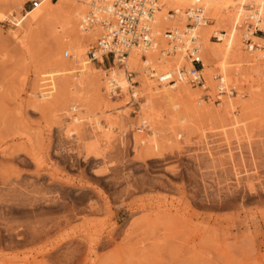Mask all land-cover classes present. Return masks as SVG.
Wrapping results in <instances>:
<instances>
[{
	"label": "rangeland",
	"instance_id": "obj_1",
	"mask_svg": "<svg viewBox=\"0 0 264 264\" xmlns=\"http://www.w3.org/2000/svg\"><path fill=\"white\" fill-rule=\"evenodd\" d=\"M30 1L24 0L22 8L17 9L15 0H0V16H4L0 19V209L3 210H0V225L8 228L12 226L14 231L8 232L13 236L11 239L0 235V264H264V62L256 72L247 70V67L240 69V72L250 75L251 81L243 83L242 98L237 97L235 90L232 96V101L236 103V117L243 120L239 129L230 126L231 115L220 105L221 94L217 91L214 96L209 95V89L201 92L202 105L199 107L204 109V115L202 109L197 111L198 106H195L197 113L202 115L195 110L194 113L191 111L193 114L189 113L191 119L185 124L187 131H182L177 124L168 121V108L156 105L162 115L161 127H173V143L171 140L164 142V147L170 144L165 148L161 147V143L154 150L158 153L148 147L145 150L146 146L137 151L133 149L134 131L131 130L140 131L138 134L150 133L142 128L137 114L143 99L142 94L137 92L139 78L132 73V81L136 82L132 85L135 87L132 91L136 92V97L132 99L129 92L126 97L122 93L118 94L120 97L112 99L109 116L123 111L128 113V119L134 124L122 129L119 123L115 125V131L108 135L111 142L105 144L100 141L95 157L92 153L88 154L90 135L84 132L86 137H79L82 131L78 136H67L62 132V126L69 122L60 110L65 95H53L45 103L34 99V93L43 83L40 82V77H43L40 73L45 71L43 68L51 59L55 41L45 26L35 27L29 38L23 39L25 45L13 39L11 33L17 29L13 25V18L29 11ZM206 22L209 26H215V22L210 19L206 18ZM213 27L212 30H222ZM249 27L250 31L246 29L247 38L243 36V31L240 34L244 53L247 54L248 45L254 44L256 50V45L262 44L249 33L264 38L259 27ZM210 41L212 44L218 43L213 36ZM95 42L86 43L87 48L95 46ZM261 49L264 51V48ZM64 52L65 49H62L63 60L72 58L71 52H68L67 58L63 56ZM91 65L96 69H104L106 78L109 77L107 70L111 63L92 62ZM215 81L218 83V78ZM91 96L90 101L97 105L100 102L99 94ZM70 112L76 113L77 109ZM193 115L197 120H194ZM101 124L104 126L103 122ZM166 133L164 136L171 135L169 131ZM204 135L208 138L205 141L211 144L209 148H217L218 143L221 147L208 151L203 149L200 142ZM208 135H213L209 136L211 139L216 136L218 142L215 138L211 140ZM97 136L100 139L101 133ZM182 141H188L189 146ZM227 142L231 143L230 146ZM198 144L202 146H198L200 149ZM175 146L177 149L173 150ZM171 147L174 152L169 151ZM166 148H169L167 154ZM159 150L164 153L163 156ZM237 170H241V173ZM246 170H250V175ZM256 171L258 174H255ZM237 175L244 177L239 187L233 182ZM254 177L261 178L263 182ZM248 181L252 184L248 185ZM226 192L230 196L233 193V196L230 197ZM234 193L237 196L235 199ZM48 197L51 200L46 202ZM60 197L62 200L56 202L61 206L52 203V198ZM4 198H8L7 201ZM215 198L221 200L218 202ZM34 199L44 203H40V207ZM49 203L52 204L48 206ZM13 207L16 211H13ZM58 209L60 212L54 211ZM66 215L76 217L65 223ZM58 221L60 225H57ZM22 229L25 230L22 232ZM23 233H30L29 239ZM85 240L92 241L94 249L90 254Z\"/></svg>",
	"mask_w": 264,
	"mask_h": 264
},
{
	"label": "bare ground",
	"instance_id": "obj_2",
	"mask_svg": "<svg viewBox=\"0 0 264 264\" xmlns=\"http://www.w3.org/2000/svg\"><path fill=\"white\" fill-rule=\"evenodd\" d=\"M23 1L24 0H18L16 2V0H15L14 4L17 3V5H16L17 9L22 8V2ZM106 1L107 0H56L55 2H52L51 0H42V3L38 8L30 9L26 13L24 12L25 13L24 15H21L17 18H13V21H12V19L10 20L13 22V25L15 27H17V29L15 31H13L11 33V35H12V37H14L13 39L20 41L18 43L20 45L21 44L25 45L23 39H28L29 36L33 33L35 27H37V26L47 27L49 29V31L51 32L53 38H54L55 45L53 48L51 59H49V61L45 64V67L43 68L45 71L43 70L44 72H42L40 70L41 71L40 76H43V77H40L41 78L40 82H43V83L38 86V89H39V90H37L38 92L36 91L37 93H34V92L33 93H34V97H35L34 99L44 101V103L46 100L49 101V99L53 95H56V94L58 96L59 95H62V96L65 95V102H64L62 109H60V110L63 112V115H65V118L68 119L69 122L67 125L62 126L61 129H62L63 133H65L67 136H71L74 134L78 136L83 131L81 133V135H79V137H81V136L86 137L85 133H87V136L90 135V136H88V139H89V141L91 140V144H88V148H87L88 154L92 153L96 157L98 155L97 148H98L99 142L104 141L105 144H109L111 142L108 135L115 131V129H116L115 125H118V123H119L120 129H122L123 127H127L128 125L132 126L134 124V122H132L128 119V116H127L128 113H126V112H123V111L118 112L117 111L113 114V116H109V113L112 111V108L110 105L112 103L113 98H117L121 93L124 94V96L126 97V93H128V92L131 95V97L132 96L134 98L136 97V92L132 91L133 89H135V87H132L131 84L127 81L128 80L127 79L128 74H132V73H135L136 78L137 77L139 78L138 79L139 91L137 90V92L142 94L141 97L143 99V103L142 102L139 103V112H137V114H138V117L140 118L142 128L147 129V131L150 133V134H145V133L141 132L140 134H138V132H140V131H136L137 132L136 133L135 130H131V131H134L133 137L132 136L131 137L133 139V141H132L133 149L136 151H137V149L144 147V146H146V148L144 147L145 150L147 149V147L152 148L153 151L157 150L158 146L161 143H162V145H161V147H162L164 145L163 144L164 142H169L172 138L173 127L172 126L170 128L169 127L168 128L161 127V125H163V123L161 122L162 115L160 112H158V110H157L158 106H156V105H161V107H159V108H168L169 112L167 111L168 114L166 113L167 117L169 116L168 121H170L173 124H177L179 126V128L182 129V131H184V130L187 131L185 124L187 123L186 121H189L188 119H191L190 118L191 116L189 117V113L191 111H193V113H194V110L196 111L197 108H195V106H198L197 111L199 109H202V107L201 108L199 107L202 105L201 104V101H202L201 100L202 99L201 92L205 89L210 90V94H209L210 96H214L215 94H217L216 91L218 92V94H221V97H220L221 104L220 105L224 106V109H226V113L231 115V118L228 117L229 119H231V123H230L231 127L236 129L242 125L243 120H240L239 118L236 117V110H237L236 106H235L236 103H234L232 101V96H233L234 90H235L237 97L239 99L242 98V95L244 93L242 91L243 83L248 84L251 81V78L249 77L250 75L240 72L241 67H247V70H250L252 72H256L257 69L260 68L261 63L264 62V51H262V49H261V48H264V38L255 37L252 35V33H249L250 36L253 39H255L256 41H262V44L256 45V47H255L256 50H254L252 45L247 46V49H249L248 50L249 54H247V53H244V48H243L242 39H241L242 35L240 36V34L243 31L244 32L243 36L245 38H247L248 34L246 33L247 32L246 29L250 31V27H249L250 25H255V27H259V31H261L264 34V0H154V3L152 4V8H151L152 9L151 14L147 15V16L146 15L143 16L144 18H147V20H148V24H147L148 25V36H149L148 38H149L150 44H148L146 46H142L141 48H140V46L132 48L128 52L127 57H125L120 63H118V61H115L114 64H112L110 66L109 70H107V72H109L108 78H106V71L104 69L98 68L99 69L98 70V69L92 67V65H91L92 62L89 60V58H87V52L89 49L87 48V45H86V43L90 44V43H93L94 41H96L95 43H97V39L99 37L98 35H99V33H101V26H100L99 21L107 19V17L111 14L110 13V6H107L106 4H104ZM194 11L199 12V16H198L199 19L196 20L197 21L196 24H194L191 28H189L188 24H190V22H188V21L190 19L188 18V16L193 17ZM9 14H11V13H9ZM89 14H91L94 17V19H90V26L83 27L82 21H86L88 19ZM2 18H4V16H0L1 20H2ZM206 18L214 21L215 26L213 27V26L207 25ZM249 20L251 21L250 23L248 22ZM212 27H213V29L216 27H219L222 30H220V32L217 30H212ZM166 31L175 32V35H176L175 41H173V43L170 42V45H169V38L166 36ZM212 36L217 39L218 43L212 44V42L210 41ZM91 47H95V46H91ZM193 47H195V49L198 50L199 54L197 57H199L201 59L202 65H203V69L201 72L203 79H204L203 88H196V89H198V91H196V89L194 91L193 87L188 84L187 79H182L181 81H178L173 85L169 84L168 82L163 81L162 79L166 77V74H171L173 72H176V70L179 68H182V66L185 67L184 68L185 71H189L190 64L185 60V52L188 49L191 50ZM62 49H65L64 53L71 52L72 58L68 59V60H63L61 57V50ZM64 53H63V56H64ZM68 57H69V53H68ZM99 62L104 63V61L101 60L100 58H99ZM209 65L211 67H209ZM123 74H124V76H123ZM157 77L160 79V81L157 80ZM216 78L219 79L218 83H216V81H215ZM114 83H115V86L120 89L119 90L120 93L119 92L118 93L111 92V91H113L112 85H114ZM94 93H97L100 96V102L97 105H94L90 101V97H92L91 95H94ZM61 104H63V101ZM76 109H77L76 113L70 112L71 110L75 111ZM203 110L204 109H202V112H203ZM197 111H196V113H197ZM165 112H166V110H165ZM191 113H190V115H191ZM198 113H200V112H198ZM200 114L202 115V113H200ZM200 114L198 116H200ZM203 115H204V112H203ZM193 118H194V120H197V119H195L197 117H194V115H193ZM102 122L104 123V126L101 124ZM146 123H148V125L145 127ZM190 124H193V123H190ZM199 125L200 124H198L197 126H199ZM141 126H140V128H141ZM194 126H196V125H194ZM175 127L176 126H174V128ZM226 127H228V126H226ZM191 128L194 129L193 126ZM198 128L201 129L200 127H198ZM223 128H225V127H223ZM229 129H231V128H229ZM167 131H169V134H171V135H169L170 137L164 136V135H167V133H166ZM202 132H203V130H202ZM234 132L237 133L236 130ZM83 133L85 136L83 135ZM98 133H101V138H102V139L100 138L101 140L97 136ZM59 134H61V133H59ZM65 134H63V135H65ZM125 134H126V132H125ZM129 134H130V131H129ZM187 134L188 133L186 132V135ZM189 134H190V132H189ZM241 134H243V132ZM111 135H110V137H111ZM221 135H223V134H221ZM125 136H127V135H125ZM177 136H178V134H177ZM209 136L212 137L213 135H208V137ZM226 136H228L227 133H226ZM231 136H232V134H231ZM238 136H239V134H238ZM189 137H190V135H189ZM211 137H209V138L211 139ZM228 137H230V136H228ZM233 137H235V136L233 135ZM214 138H215V140H217L216 142H218V139H216V136ZM214 138L211 140H214ZM206 139H208L207 135L206 136L204 135L203 141L200 142L203 144V149L208 151L211 149L219 148V146H220V145L218 146L219 143L216 144L217 148L216 147L215 148L214 147L209 148L210 142L205 141ZM184 140H185V138H184ZM221 140H223V139H221ZM188 141H184V142L182 141V142L184 145L189 146L190 143ZM224 141L225 140H223L222 142H224ZM226 141H228V140H226ZM229 142H227V143L230 146L231 143H229ZM172 143H173V141H172ZM238 143H239V141H238ZM166 145H165V147H167L170 144L168 143V145L167 146ZM223 145H225V144L223 143ZM177 146L173 147V150ZM198 146H200V145L198 144L197 147ZM210 146H211V144H210ZM165 147L163 146V148H165ZM183 147H185V146H183ZM200 147H202V146H200ZM200 147H198V148L200 149ZM144 149H143V151H144ZM168 149L169 148L165 149L166 154L169 151H173L172 147L167 152ZM130 150L132 151V149H130ZM134 150L132 152H134ZM160 150H159V152H161ZM179 151H180V149H179ZM156 152L158 153V151H154V153H156ZM146 153L149 154V152H146ZM154 153L152 152V155H154ZM161 153H160V156H161ZM163 154L164 153H162V156H163ZM157 156H159V155L157 154ZM93 159H95V158H93ZM233 159H235V158L233 157ZM233 164H234V162H232V165ZM229 165H230V163H229ZM235 165H234V167H235ZM237 166L239 167V165H237ZM228 169H229V166H228ZM230 171H231V169H230ZM230 171H229V173H230ZM237 171H238V173H239V171L241 173V170H237ZM237 171H236V173H237ZM246 171L244 172L245 174H246ZM248 171H250V170H248ZM248 171H247V174L250 173V172L248 173ZM255 174H258L257 171L255 172ZM225 176H227V174H225ZM240 176H238L235 179V181L233 180L232 177H230V179L232 178L233 182H235L234 184H236L238 187H239V185L242 184V181L244 180V177L241 178L242 176L241 177ZM21 177H22V175H21ZM23 179H22V181H23ZM255 179L258 180L259 178L257 177ZM255 179H254V181H255ZM227 180H228V178H227ZM245 180H246V178H245ZM259 180H261V178ZM218 181H220L219 178H218ZM222 181H224V180H222ZM15 182H16V180H15ZM25 182H28V180L27 181L25 180ZM260 182H263V181L261 180ZM249 183L252 184V182L248 181V185H249ZM257 184H258V181H257ZM5 185H7V184H5ZM246 185H247V182H246ZM13 186H16V185L14 184ZM250 186H249V188L252 187V186L251 187ZM253 186L256 187V185H254V184H253ZM21 187L22 186H19V188H21ZM40 187H41V185H40ZM240 187H242V186H240ZM7 188H8V186H7ZM51 188H50V190H51ZM247 188H248V186H247ZM247 188H245V189H247ZM253 189L256 190L254 187H253ZM34 190H35V188H34ZM248 190H250V189H248ZM251 190H252V188H251ZM25 191H27V190H25ZM32 191H33V189H32ZM39 191H38V193H39ZM42 191H43V189H42ZM52 191H54V190H52ZM217 191H218V189H217ZM217 191H216V193H217ZM240 191H242V190H240ZM240 191L238 190V192H240ZM16 192H18V191H16ZM16 192H14V195ZM35 192H37V191H35ZM47 192H48V190H47ZM40 193H42V192H40ZM245 193H246V191H245ZM253 193H254V191H253ZM253 193H251V194H253ZM33 194L36 195L35 193H33ZM60 194H61V192H60ZM232 194H231V196H233ZM255 194L256 193H254V195ZM24 195H26V193ZM28 195H29V193H28ZM65 195H66V192H65ZM217 195H219V194L217 193ZM227 195H229V194L227 193ZM37 196H39V195H37ZM37 196H35V197H37ZM55 196H58V195L55 193ZM68 196H69V194H68ZM239 196H241V195L239 194ZM248 196H249V194H248ZM255 196H253V197H255ZM33 197H32V199H33ZM61 197H64V196H61ZM235 197L237 198L236 194L234 195L233 199H235ZM20 198L22 199L23 196H21ZM24 198H25V196H24ZM41 198H43V197H41ZM224 198H226V197L224 196ZM7 199H5V200L7 201ZM215 199L217 200V198H215ZM238 199H239V197H238ZM50 200L51 199H49V197H48V200L46 202H48ZM52 200H53L52 201V203H53V202H56L57 200H62V198L61 199L52 198ZM218 200H221V199H218ZM25 201H27V200H25ZM42 201H43V199H42ZM224 201H225V199H224ZM13 202H15V201H13ZM37 202L39 203V201H36V203ZM40 203H44V202L40 201ZM40 203H39V206L41 207ZM52 203H49L48 206H50ZM56 203L60 206L62 205L58 202H56ZM56 203H54V204H56ZM61 203H63V202L61 201ZM65 205H66V203H65ZM39 206L37 205V207H39ZM3 207H6V206H3ZM56 207H58V206H56ZM56 207H53V208L55 209ZM62 208H65V206ZM13 209H14V207H13ZM25 209L26 208H24V210ZM59 209L54 210V211L60 212L61 209L60 210ZM83 209H81V210H83ZM21 210H22V208H21ZM89 210H88V212H89ZM2 211L3 210H1V212ZM13 211H16V210L14 209ZM92 211H94V210H92ZM8 212L11 213L10 211H8ZM70 212H73V210H71ZM12 213H15V212H12ZM28 213H30V212H28ZM44 213H46V212H44ZM24 214H26V213H24ZM34 214H35V212H34ZM34 214H32V215L35 216ZM13 216H15V215L13 214ZM19 216H20V214H19ZM28 216H30V214ZM37 216H39V213ZM40 216H41V214H40ZM30 217H29V219H30ZM74 217H76V216L66 215L64 218L65 219L64 222L66 223ZM5 218H7V217H5ZM14 218L16 219L18 217H14ZM19 219H21V218H19ZM5 220H7V219H5ZM73 220H71V221H73ZM8 221L9 220H7V222ZM23 221H24V219H23ZM49 221H51V219ZM10 222H12V221H10ZM13 222H15V221L13 220ZM18 222H21V221H18ZM60 224H61L60 221H58L57 225H60ZM30 226H28V228ZM0 227H2V228H0V235L4 234L3 237H5L7 239L8 238L11 239L10 237H13L12 234L10 235L8 233V232L13 230L12 226H11L12 228L11 227L8 228L6 226H2V224H1ZM38 228H39V226H38ZM45 229H46V227H45ZM47 229H49V228H47ZM23 230H25V229H22V232H23ZM41 230L43 231V229H41ZM15 231H17V230H15ZM54 231H55V228H54ZM12 232H14V231H12ZM30 233H29V235H30ZM36 233H37V231H36ZM19 234H21V233H19ZM24 234L25 233H23V235ZM48 234H50V233H48ZM25 235H27V234H25ZM29 235L25 236V237H27L26 239H29V237H28ZM31 235H32V233H31ZM40 235L41 234H39V236ZM33 238H36V237H33ZM15 243L18 244V243H22V242H15ZM13 244H14V242H13ZM78 244H79V242H78ZM84 244L86 245V247L88 249V254H90V252H92L94 249L92 246V241L91 240H85ZM20 246H22V245H20ZM62 248H64V247H62ZM60 253H62V251ZM51 260L52 259H50V261Z\"/></svg>",
	"mask_w": 264,
	"mask_h": 264
},
{
	"label": "built area",
	"instance_id": "obj_3",
	"mask_svg": "<svg viewBox=\"0 0 264 264\" xmlns=\"http://www.w3.org/2000/svg\"><path fill=\"white\" fill-rule=\"evenodd\" d=\"M55 2L56 0H51ZM42 0H31L30 9L38 8ZM154 0H107L104 4L110 6V15L105 20L99 21L101 33L97 39L95 47H90L87 52V58L91 62L103 64L99 62V58L103 61L114 64L115 61L120 63L128 52L135 47L140 48L150 44L148 36V20L144 15H150L152 12V4ZM171 12V11H170ZM173 14V13H172ZM194 16L188 18V27L191 28L197 23L199 12L194 11ZM91 14L88 15L86 21H82L83 27L90 26V19H94ZM166 36L170 42L175 41V32L166 31ZM249 46V45H248ZM254 48V45H252ZM249 50V49H248ZM251 50V49H250ZM198 50L193 47L191 50H186L185 60L190 64L189 71H185V67L179 68L176 72L166 74L162 80L173 85L182 79H187L188 84L192 87L203 88L204 79L202 76V61L198 56ZM64 57H68V53H64ZM128 82L135 85L132 81V74H128ZM157 80L160 79L157 77ZM219 80V79H218ZM113 86V93H118L119 88ZM133 87V86H132ZM132 99L134 97L132 96Z\"/></svg>",
	"mask_w": 264,
	"mask_h": 264
}]
</instances>
